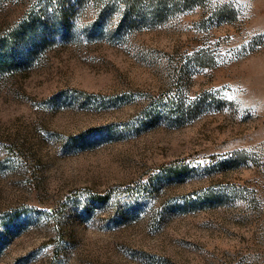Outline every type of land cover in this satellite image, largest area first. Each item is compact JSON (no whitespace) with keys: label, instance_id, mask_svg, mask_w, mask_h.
<instances>
[{"label":"rangeland","instance_id":"rangeland-1","mask_svg":"<svg viewBox=\"0 0 264 264\" xmlns=\"http://www.w3.org/2000/svg\"><path fill=\"white\" fill-rule=\"evenodd\" d=\"M50 1L0 0V264H264V0Z\"/></svg>","mask_w":264,"mask_h":264},{"label":"trees","instance_id":"trees-1","mask_svg":"<svg viewBox=\"0 0 264 264\" xmlns=\"http://www.w3.org/2000/svg\"><path fill=\"white\" fill-rule=\"evenodd\" d=\"M75 2V4L80 7L83 5V0H51L49 3L50 5L53 7L54 3H58L60 4L61 7V13H62V18L60 19V24H64L67 23L68 25V20H67V13L68 10L65 8V4L68 2ZM108 1V0H105ZM167 1V0H165ZM162 2V6L166 3V2ZM117 2L121 3L123 10H122V14H121V19L119 21V24L117 27H123V28H133L134 26H137L139 24H143L145 21L146 22H154L156 20H161L163 18V16L165 15L164 11H158L157 7L158 5L153 9V10H148L147 12L143 13L140 12L138 7L140 6H144V4H148V3H153V0H117ZM111 14V7L107 6L105 7V16H109ZM33 19V17H27V19H25L23 21V25L21 28L16 29V31L13 32V35H15L14 39H8L7 42L8 43H12L14 40L17 39H21L22 37H24V34H26L28 32V30H31L32 27V23L30 22ZM48 23H43L42 26H44L40 32H32L30 33V35L28 36V39L32 40L33 42L36 43H41L42 45L46 44L48 42L49 38H52L53 35H59L61 37H65L68 34V29L67 27L64 25L61 26L60 30H54L52 28H50L49 26H47ZM37 27V25H35V28ZM40 27V26H39ZM25 28V29H24ZM25 30V31H23ZM26 32V33H25ZM26 39V40H28ZM40 46V45H38ZM8 45H0V60L2 62V64H7V62L9 61H5L6 59L4 58V55L6 53H4V51H6L8 49Z\"/></svg>","mask_w":264,"mask_h":264}]
</instances>
